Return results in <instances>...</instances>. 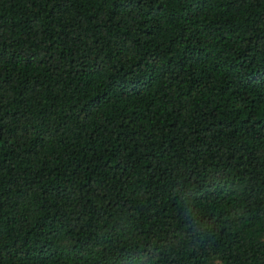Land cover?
Masks as SVG:
<instances>
[{
    "label": "trees",
    "instance_id": "16d2710c",
    "mask_svg": "<svg viewBox=\"0 0 264 264\" xmlns=\"http://www.w3.org/2000/svg\"><path fill=\"white\" fill-rule=\"evenodd\" d=\"M264 264V0H0V264Z\"/></svg>",
    "mask_w": 264,
    "mask_h": 264
},
{
    "label": "rangeland",
    "instance_id": "374dc122",
    "mask_svg": "<svg viewBox=\"0 0 264 264\" xmlns=\"http://www.w3.org/2000/svg\"><path fill=\"white\" fill-rule=\"evenodd\" d=\"M215 264H220L219 262H216Z\"/></svg>",
    "mask_w": 264,
    "mask_h": 264
}]
</instances>
